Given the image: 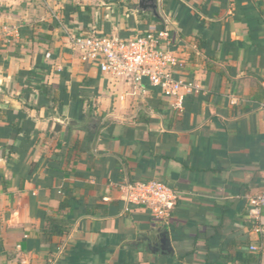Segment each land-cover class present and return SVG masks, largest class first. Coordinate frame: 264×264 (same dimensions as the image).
Wrapping results in <instances>:
<instances>
[{
	"label": "crops",
	"instance_id": "1",
	"mask_svg": "<svg viewBox=\"0 0 264 264\" xmlns=\"http://www.w3.org/2000/svg\"><path fill=\"white\" fill-rule=\"evenodd\" d=\"M156 6L0 0V264H246L260 242L264 264L247 205L264 190V0ZM160 10L174 77L198 87L180 109L147 82L133 94L70 44L89 30L156 32ZM149 180L177 192L167 219L122 200L121 184Z\"/></svg>",
	"mask_w": 264,
	"mask_h": 264
},
{
	"label": "built area",
	"instance_id": "2",
	"mask_svg": "<svg viewBox=\"0 0 264 264\" xmlns=\"http://www.w3.org/2000/svg\"><path fill=\"white\" fill-rule=\"evenodd\" d=\"M162 28L156 32L144 31L133 38L121 39L89 30L70 37L73 50L80 53L82 62L97 67L100 73L121 80L141 94L144 82L158 88L163 96L174 98L175 108H181L186 93L197 91L190 81L174 77L173 69L181 67L172 53V28L164 12L160 10ZM123 99V97H121ZM122 200L129 205L141 206L157 219H167L173 209L177 192L158 180L125 182L119 186ZM248 215L254 221L255 232L263 235L264 190L248 198ZM259 250L250 245L249 252Z\"/></svg>",
	"mask_w": 264,
	"mask_h": 264
},
{
	"label": "trees",
	"instance_id": "3",
	"mask_svg": "<svg viewBox=\"0 0 264 264\" xmlns=\"http://www.w3.org/2000/svg\"><path fill=\"white\" fill-rule=\"evenodd\" d=\"M83 10L85 12H89L90 8L84 7ZM65 11L68 12V14L70 12H81V8L80 7H74V6H66L65 7ZM38 87H40V88H42L44 90H48V88L46 86H44V85H39ZM8 114H9L10 117H8L7 120L9 122V124H12V122H13L12 120H14V118L12 117L11 113L8 112ZM18 118H20V116ZM21 131H24L23 128H21V127L20 128H15L12 131L11 135H13V137L15 138V137H17V135ZM9 149H10L11 152H13V151L15 152L16 151L13 148H9ZM229 244L234 246L235 242L234 241H230ZM250 245H253V244H248L247 243L246 244V248H249ZM260 246H261V242L257 245V247L259 248V250L257 252H255V253L250 252L249 255L244 257V261H245L246 264H260L261 263L262 251H261V247Z\"/></svg>",
	"mask_w": 264,
	"mask_h": 264
},
{
	"label": "water",
	"instance_id": "4",
	"mask_svg": "<svg viewBox=\"0 0 264 264\" xmlns=\"http://www.w3.org/2000/svg\"><path fill=\"white\" fill-rule=\"evenodd\" d=\"M139 7L144 10L149 9L156 14V0H139Z\"/></svg>",
	"mask_w": 264,
	"mask_h": 264
},
{
	"label": "rangeland",
	"instance_id": "5",
	"mask_svg": "<svg viewBox=\"0 0 264 264\" xmlns=\"http://www.w3.org/2000/svg\"><path fill=\"white\" fill-rule=\"evenodd\" d=\"M249 216V215H248ZM250 217V216H249Z\"/></svg>",
	"mask_w": 264,
	"mask_h": 264
}]
</instances>
